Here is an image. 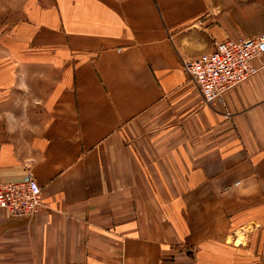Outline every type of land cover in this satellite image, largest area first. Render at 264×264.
<instances>
[{
  "label": "crops",
  "instance_id": "0c3cea01",
  "mask_svg": "<svg viewBox=\"0 0 264 264\" xmlns=\"http://www.w3.org/2000/svg\"><path fill=\"white\" fill-rule=\"evenodd\" d=\"M240 6L0 0V179L45 205L0 264H264V55L211 105L182 65L264 32Z\"/></svg>",
  "mask_w": 264,
  "mask_h": 264
},
{
  "label": "built area",
  "instance_id": "2783aa9c",
  "mask_svg": "<svg viewBox=\"0 0 264 264\" xmlns=\"http://www.w3.org/2000/svg\"><path fill=\"white\" fill-rule=\"evenodd\" d=\"M264 55V32L254 37H227L216 40L214 49L183 61V69L199 86L203 101L211 105L225 92L255 75L254 60ZM227 118L230 113L225 114ZM42 187L32 172L24 179L4 182L0 179V218L34 217L45 207Z\"/></svg>",
  "mask_w": 264,
  "mask_h": 264
},
{
  "label": "rangeland",
  "instance_id": "374dc122",
  "mask_svg": "<svg viewBox=\"0 0 264 264\" xmlns=\"http://www.w3.org/2000/svg\"><path fill=\"white\" fill-rule=\"evenodd\" d=\"M235 2L237 3L239 2L241 5H244V6H240L238 9L236 8L235 15L240 18L242 17V15L247 16L249 18V22L246 21L245 27L249 28L250 30L259 32L264 25V0H256L255 2H252L251 0H235ZM239 12L241 14H239ZM14 13L16 14L17 11L13 10L11 14ZM18 17L19 16H17V18ZM4 21L5 20L2 17H0V23ZM1 26L2 25H0V27Z\"/></svg>",
  "mask_w": 264,
  "mask_h": 264
},
{
  "label": "water",
  "instance_id": "95a60500",
  "mask_svg": "<svg viewBox=\"0 0 264 264\" xmlns=\"http://www.w3.org/2000/svg\"><path fill=\"white\" fill-rule=\"evenodd\" d=\"M252 2H255L256 0H251ZM249 2V1H248Z\"/></svg>",
  "mask_w": 264,
  "mask_h": 264
}]
</instances>
